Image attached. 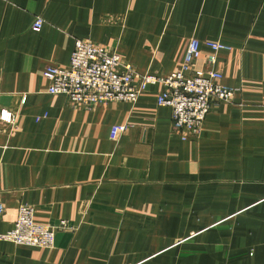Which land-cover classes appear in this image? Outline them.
<instances>
[{
    "label": "crops",
    "instance_id": "0c3cea01",
    "mask_svg": "<svg viewBox=\"0 0 264 264\" xmlns=\"http://www.w3.org/2000/svg\"><path fill=\"white\" fill-rule=\"evenodd\" d=\"M191 38L196 69L204 41L231 47L215 68L235 89L196 136L172 131L161 84L91 109L48 92L43 71L67 67L76 39L163 77ZM2 108L16 121L0 122V234L21 203L74 229L51 248L0 238V264H264V0H0Z\"/></svg>",
    "mask_w": 264,
    "mask_h": 264
},
{
    "label": "built area",
    "instance_id": "2783aa9c",
    "mask_svg": "<svg viewBox=\"0 0 264 264\" xmlns=\"http://www.w3.org/2000/svg\"><path fill=\"white\" fill-rule=\"evenodd\" d=\"M43 20L37 17L32 29L38 31ZM211 53L205 57L207 67L196 69L202 43L191 38L186 47L179 70L158 77L139 73L114 50L98 45L90 40L76 39L69 65L65 68L47 66L43 76L49 81L48 92L63 95L74 106L91 109L110 101L135 102L150 85L161 84L163 90L157 97L159 106L171 109V128L185 140L199 134L206 114L221 102L231 101L235 89L224 85L222 73L215 68L217 53L231 47L220 41H204ZM16 114L8 109H0V122L12 126ZM126 129L125 125H114L111 139ZM4 211L0 203V216ZM34 207L21 203L11 230L0 234L1 239L19 245L51 248L55 243L56 229H74L61 220L57 227L34 221Z\"/></svg>",
    "mask_w": 264,
    "mask_h": 264
}]
</instances>
